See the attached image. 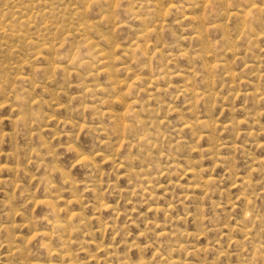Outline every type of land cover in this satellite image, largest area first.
I'll list each match as a JSON object with an SVG mask.
<instances>
[{
	"label": "rangeland",
	"instance_id": "rangeland-1",
	"mask_svg": "<svg viewBox=\"0 0 264 264\" xmlns=\"http://www.w3.org/2000/svg\"><path fill=\"white\" fill-rule=\"evenodd\" d=\"M0 264H264V0H0Z\"/></svg>",
	"mask_w": 264,
	"mask_h": 264
}]
</instances>
